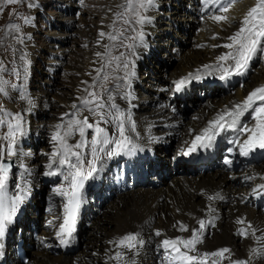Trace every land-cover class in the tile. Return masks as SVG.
Instances as JSON below:
<instances>
[{"label":"bare ground","instance_id":"1","mask_svg":"<svg viewBox=\"0 0 264 264\" xmlns=\"http://www.w3.org/2000/svg\"><path fill=\"white\" fill-rule=\"evenodd\" d=\"M56 1L61 3L59 6L63 10L60 21L74 20L75 11H84L77 8L87 3L80 5L79 0ZM41 2L42 0H34L35 4L40 5ZM227 3L228 0H219V3H214L213 0H208V3L204 0H154L153 5L144 11L149 22L140 25V30L136 31H143L144 37L142 45L133 49L137 52L135 57L126 46L137 34L132 35L130 41H121L119 38L121 48H118L119 41L108 44V41H112L109 34L116 36L112 26L114 19L118 18L117 14L125 7L122 0L94 2L96 11L88 12V15L95 17V32H92L91 24L84 26V19L80 15L76 16L80 23L77 25L78 30H71L74 21L72 24L68 21L52 23L55 27L47 31V35L53 38L49 40L48 47L43 43L48 39L41 41L42 43L37 40L35 42L30 32L21 62L22 79L16 88H7L0 83V107L13 114L23 113L27 122L26 135L21 138L18 146L19 158L13 157L16 167L10 173L8 187L11 198L18 192L14 183H20L28 189L27 192L20 193L24 200L17 212L22 217L14 218L13 224H19L23 228L22 238H26V245L31 247L29 256L32 264H117L119 260L114 259L117 252H125L123 260L134 258L135 264H168L160 242L176 237L190 238L192 230L199 229V220L205 221L206 228L202 243L196 245L198 253H212L223 248L230 250L226 258L208 256L207 264H213V261L216 264H233L237 261L234 259H246L248 264H264V208L257 206L263 196L253 195L251 191L253 187L264 184V159L257 161L258 163H250L240 170H230L224 169V165H216L214 158L202 163H188L184 161L185 155L182 154L194 136L207 127L208 122L218 113L242 102L256 87L264 86V57L258 55L252 61L248 70H252V74L248 75L247 72L242 77L233 76L223 81L224 86H212L210 81L218 80L217 76H208L206 72H202L201 80H194L182 91L193 107L189 114L180 107L178 109L174 102L177 92L173 81L189 73H196L197 69H202L206 64H214L217 57L229 51L212 45L229 43L227 37L239 30L241 21L256 5L257 0H234L228 13L219 12L221 4ZM128 9L122 14L127 13ZM222 14L233 19L228 23H216L211 19L212 16ZM94 24L91 25L93 28ZM124 26L123 32L127 30ZM109 27L111 31L108 33ZM100 32H104L105 36L101 37ZM72 33H80L84 37L82 43L86 46L73 58L72 47L67 44ZM214 35L217 36L216 39H213ZM105 46L107 49L111 47V51L98 57L97 52H106ZM160 51H164V59H161L163 57ZM121 53H124V57H121ZM40 56L47 59L46 70L39 80L34 81L30 71L36 62L39 63ZM113 57H120V61ZM125 57L135 64L132 69L135 76L131 78L130 88H126L121 79L125 71ZM168 57L173 60L166 62ZM111 59L113 66L109 65ZM146 59L148 69L143 73L140 72L138 63ZM11 61L12 55L10 63ZM151 61H160L159 66L164 74H155L149 70ZM117 63L120 67H117ZM102 65L107 67L102 68ZM5 69L6 72L9 70L7 67L4 71ZM58 70L64 72V79L59 77ZM148 78L151 80L144 86ZM96 81L100 82L96 85ZM85 88L89 91L104 90L102 95L107 94L105 89H112L115 102L125 110L130 107L129 100L122 97L125 91L132 93L131 105L134 106L131 107V112L136 131L129 134L144 151H137L133 156L105 159L96 178L98 188L88 197L78 247L54 254L55 223L59 222L64 199L56 195L54 189L66 186V182L62 175H44L48 171L47 164L50 160L47 154L54 150L51 137L48 144L44 136L47 133L52 136L57 124L67 125L74 118L71 114L76 113L77 109L72 105L75 103L79 107L81 101L88 96ZM22 95H27L33 103L29 105L27 100L21 99ZM66 113L70 115H65ZM79 115L89 116L91 122V114L82 107ZM241 120L249 126L255 123L250 113ZM101 126L107 127L110 135L116 133L114 125ZM6 131V127H0V136ZM227 134L228 132H224L217 139L224 138ZM87 135L90 139L92 131L88 130ZM237 135L239 133L236 132L235 136ZM246 136L247 134L240 135L241 140ZM78 139L77 133L68 142L75 144ZM229 148L234 149V154H229L230 156L238 151L231 142ZM210 152L214 155L217 150ZM227 154L224 153L225 156ZM155 161L159 163L158 166L151 165ZM202 167L208 169L203 170ZM112 172L116 177L111 178ZM249 176L254 179H247ZM49 182L53 184V190L49 189V185L47 190L44 189ZM56 184L59 185L55 186ZM209 196L215 198L209 200ZM237 220H242L243 223H237ZM30 221L35 222L40 229L35 238L27 236ZM208 221H212V224L209 225ZM249 223L253 229H257L255 236L248 228ZM181 224L188 230L180 231ZM240 229H246L248 235H240ZM156 230L162 235L156 236ZM130 233L138 234L143 241L134 256L127 249L117 246V242ZM257 237L261 239L257 240ZM8 247L9 242L7 250ZM231 249L236 253L234 259ZM181 250H184L182 246ZM6 264L22 263L15 255H9Z\"/></svg>","mask_w":264,"mask_h":264},{"label":"snow or ice","instance_id":"2","mask_svg":"<svg viewBox=\"0 0 264 264\" xmlns=\"http://www.w3.org/2000/svg\"><path fill=\"white\" fill-rule=\"evenodd\" d=\"M5 2L6 4H15L20 0H5ZM204 2L208 3V0H204ZM213 2L219 3V0H213ZM233 2L234 0H228L226 5L221 4L218 9L219 12L228 13ZM153 3L154 0H138V9L134 8L137 24L143 26L149 22V18L142 15L140 10L147 11ZM32 6L34 5H29V7ZM125 7L132 8V0H127ZM117 15L119 17L123 14L118 13ZM211 19L216 23H228L233 18L222 14L212 16ZM124 23L127 25L129 21L125 20ZM100 36L104 37L105 33L100 32ZM119 36L127 38L124 37L123 32L119 33ZM143 37V31L138 32L135 37H132L135 43L126 46L132 55H135L133 49L142 45ZM216 38L217 36L214 35L213 39ZM109 39L115 41L118 37L109 34ZM227 40L229 43L212 45V47H223L229 51L217 57L214 64H206L202 69H197L196 73H189L187 76L173 81L175 92H182L194 80H201L203 78L202 72H206L208 76L216 75L221 81H227L233 76H245L252 61L258 55L264 57V0H257L256 5L244 16L239 30L227 37ZM105 47V53H96L98 57L108 54L110 50L107 49V46ZM121 57H124V53H121ZM114 59L120 61V57ZM130 64L132 65L131 68L129 67ZM103 67H107V65H102ZM117 67H120L119 63H117ZM134 67V62L125 57L123 60L125 71L121 79H123L126 88L131 87V78L135 76V72L132 70ZM99 74L100 70L98 69L97 75ZM84 91L88 93V96L81 101V105L79 107L75 103L72 105L74 109H77L76 113L71 114L74 118L67 125L57 124L55 126L56 130L51 136L54 150L47 154L50 160L47 164L48 171L44 172L45 176L62 175L66 182V186L61 185L54 189L56 195L66 198V202L63 204L62 223L58 225L56 232L59 244L62 246H69L74 239L78 213L84 203L83 190L85 184L97 178L104 166L105 159L112 160L115 157L133 156L137 151H144V148L135 143L132 135L129 134L136 131L131 112V107L134 106L131 105L132 93L125 91L122 97V99L129 100L130 107L125 110L121 109L120 105L115 102V97L111 94L112 89H105L106 95L89 91L88 88H85ZM21 99L27 100L29 105L33 103L27 95H22ZM81 107L91 114V122L89 116L80 117ZM248 113L251 114V119L255 122L253 126L242 123L241 118ZM65 115L70 114L66 113ZM101 125H114L116 133L110 135L109 129ZM0 127L7 129L0 136V141H2L0 142V240H2L18 211L19 205L24 200V196L20 193L28 190L26 186L14 183V187L18 189L17 194L12 198H8L6 195L10 173L15 164L13 157L19 158L18 146L21 138L26 135L27 122L23 113L13 114L0 107ZM88 130L92 131L90 139L87 135ZM229 131H235L240 135L247 134L243 140L238 135L236 139L231 141L233 145L238 147L239 155L248 157L257 150L264 151V86L256 87L248 93L242 102L226 107L225 110L218 113L214 119L208 122L207 127L194 136L182 154L188 156L200 150L210 149L217 137ZM77 133L79 139L75 144H69V139ZM227 151L230 155L234 154L233 148H229ZM223 163L231 166L233 160L226 156ZM247 179H254V177L249 176ZM24 183L26 185L27 181L25 180ZM253 195L264 196V184L257 185V188L253 189ZM214 198L213 196L208 197L209 200ZM198 223L199 229H193L190 238L176 237L175 239H163L160 242V247L169 254L166 257L168 264H207L208 256L223 258L224 253L230 251L228 248H223L212 253H198L196 245L202 243V236L206 228L204 220H199ZM237 223H243V221L237 220ZM208 224L211 225L212 221H208ZM248 228L251 229V234L255 236L257 229H253L250 223ZM187 230L185 225H180V231ZM239 234L247 236L248 232L246 229H240ZM155 235L161 236L162 233L156 230ZM260 239L261 237H257V240ZM142 245L143 241L139 235L133 233L126 234L117 242V246L127 249V252L133 253V256L138 253V249ZM2 247L3 245L0 244V248ZM125 255V252H117L114 259L123 261ZM124 264H135V259L130 258L128 261H124ZM213 264H216V261H213ZM233 264H246V262L234 261Z\"/></svg>","mask_w":264,"mask_h":264},{"label":"rangeland","instance_id":"3","mask_svg":"<svg viewBox=\"0 0 264 264\" xmlns=\"http://www.w3.org/2000/svg\"><path fill=\"white\" fill-rule=\"evenodd\" d=\"M95 1L83 0V3H79L80 5H82V4L84 5L86 2L88 4L86 3L85 6H80L77 8L78 10L80 8V10H84V11L82 13H80L79 11L78 12L75 11L74 20H67L71 24L74 21L71 30L72 29L78 30L77 25H79L80 23H79L77 17H79V15L84 19L83 20L84 26L86 25V27H87L90 24L91 25L94 24L95 17L89 16L90 14L88 15V12H91V11L94 12V10L96 11V6L94 5ZM122 1L125 2V4H124V6H125L127 3V0H122ZM136 1L137 0H132L133 7L129 8L127 13H124L123 16L118 17L117 19L115 18L113 21L114 25L112 26V28L115 31L117 37L119 36V33H121L120 31L123 32V26L126 25L124 23V21L125 20L129 21V24L124 26V29L127 28V30H124V32H123L125 37H127V38L118 37V39L115 41L114 40L108 41V44H111V42L113 43V42L119 41L118 46H120V47H118V48H121L122 44L121 45H119V44L122 40L127 39L130 41L129 38H131L132 35H136L137 34L136 31L140 30V25L135 22L136 11L134 10V8L138 9V1L137 2ZM79 2H81V0H79ZM89 3H91V4H89ZM59 4H61V3H58L56 0H51V1L50 0H42L40 5L39 4L34 5V0H20V2L15 3V4H6L5 0H0V67H1L0 69H2V70H0V83L3 86H5L7 88H16L20 84V81L22 79L23 71L21 74V70H22V63L21 62L23 59L24 49H25V46L27 44V40H29V37H30V30H31V28H29L28 25H25L24 20H26L28 18V20H29L28 22H30L31 24L35 23V28H36L37 32H34L32 30V33H35L33 35L34 41L36 42V40H37V42L39 41L40 43H42L44 40L48 39L47 37H49V36L47 35V37H46V34H47V31H49L50 29H53L54 25H52V23H54L55 21L62 22V23L66 22V21H60V19H59L60 15L63 11L62 8L59 6ZM28 5H34V6L29 7V9H28ZM127 8L128 7H124L123 10H121L120 12L123 13L124 10H127ZM38 10H40V11H38ZM133 12H134V14H133ZM140 12L142 15H144L143 10H140ZM91 25H90V27L92 29V32H95L96 25L94 24L95 28H93ZM49 26H51V27H49ZM120 29H122V30H120ZM109 31H111V27H109L108 33H109ZM134 31L136 33H134ZM126 32H129V33H126ZM27 34H28V36H27ZM119 38H121V41ZM52 39L53 38L49 37L47 42L46 41L43 42L45 44V47H48L47 44L49 43V40H52ZM83 41H84V37H82V35H80V33H72V35L69 37L67 44L70 47H72V50H73V51H71V54H72L71 58L76 57L79 50L86 48V46H84L85 44L82 43ZM131 43L132 44L134 43V40L132 38H131L130 44ZM115 48H117V46H115ZM108 50L111 51V47H108ZM18 52H20V53H18ZM32 52L35 54L34 51H32ZM136 53L133 57H135L137 55ZM138 53H139V51H138ZM159 53L162 54L163 58H161V59H164V56H163L164 51H160ZM10 55H12V58H13V61H11L12 63H10ZM153 56H152V58H153ZM19 58H21L20 62H19ZM113 58H115V57H113ZM154 59H155V57H154ZM69 60H68V62H70ZM128 60H130V59H128ZM172 60L173 59H169V57H168L166 62H169ZM146 61L142 60L138 63V67H140V69H141L140 72L144 73V72H146V69H148V59H146ZM16 62H17V67H16ZM65 62H67V59H65ZM19 63H21V66H19ZM112 63H113V59H111V61L109 62V65L113 66ZM159 63H160V61H151V63H149V65H150L149 70L154 71L155 74H161V73L164 74L161 67L159 66ZM172 63H174V61ZM46 65H47L46 57L40 56L39 63L36 62V64L32 66L33 70H32L31 74H32V78L34 81L39 80L42 77V72H44L46 70L45 69ZM5 67H7L9 69L7 72H6V69L4 71ZM20 67H21V69H20ZM17 69L19 70V74L21 75V79L19 78V75H18L17 81H19V79H20V81L16 84H13V80L15 79V76L17 75ZM249 74H252V70L248 71V75ZM58 75L60 78L64 79V72H62L61 70L60 71L58 70ZM149 80H151V78H148L144 82V86L149 84L148 83ZM237 80L238 79L236 78L235 81L237 82ZM4 81L6 82V84L4 83ZM30 82H31V80H30ZM98 82H100V81H96V85L98 84ZM94 91L100 95L104 94V92H103L104 90L99 92L97 89H94ZM174 102L178 106V109L180 107L187 114H189L191 112V110H193V107L185 99L183 92H179V93L177 92L174 95ZM44 137L47 138V143L49 144L48 140L51 137L50 133H47V135ZM166 145H168V144L166 143ZM117 160H120V159H117ZM260 161H262V159ZM256 163H258V162H256ZM151 165L152 166H158L159 163L157 161H155ZM206 169H208V167H206ZM48 185L49 184L46 183V185L44 187L45 190L48 189ZM248 188H250L249 185H248ZM41 211H42V215L44 217L45 212L43 210V205L41 207ZM54 245H55V241H54L53 246ZM77 247H78V244L76 245L75 248H77ZM231 252H232V257L234 259L236 257V253L233 252L232 249H231ZM53 253L56 254L58 252L53 251ZM234 260L245 261L246 264H248L246 259H234ZM20 263L29 264V263H24L23 261H20Z\"/></svg>","mask_w":264,"mask_h":264},{"label":"built area","instance_id":"4","mask_svg":"<svg viewBox=\"0 0 264 264\" xmlns=\"http://www.w3.org/2000/svg\"><path fill=\"white\" fill-rule=\"evenodd\" d=\"M60 19V18H59ZM34 32L36 31V29L33 30ZM37 32V31H36ZM35 34V33H34Z\"/></svg>","mask_w":264,"mask_h":264},{"label":"water","instance_id":"5","mask_svg":"<svg viewBox=\"0 0 264 264\" xmlns=\"http://www.w3.org/2000/svg\"><path fill=\"white\" fill-rule=\"evenodd\" d=\"M58 251H60V249H58Z\"/></svg>","mask_w":264,"mask_h":264}]
</instances>
